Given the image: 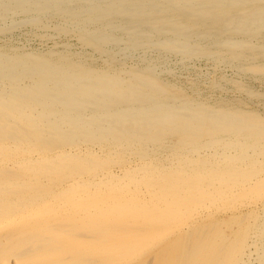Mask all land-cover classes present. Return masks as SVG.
<instances>
[{
	"label": "bare ground",
	"instance_id": "bare-ground-1",
	"mask_svg": "<svg viewBox=\"0 0 264 264\" xmlns=\"http://www.w3.org/2000/svg\"><path fill=\"white\" fill-rule=\"evenodd\" d=\"M252 258L264 0H0V264Z\"/></svg>",
	"mask_w": 264,
	"mask_h": 264
},
{
	"label": "rangeland",
	"instance_id": "rangeland-1",
	"mask_svg": "<svg viewBox=\"0 0 264 264\" xmlns=\"http://www.w3.org/2000/svg\"><path fill=\"white\" fill-rule=\"evenodd\" d=\"M27 33L26 32H23V31H21V34H20V32H18L17 33V35H16V38L17 39H15V40H17V41H15V43H17V44H19V45H24L25 44V46L26 47H29V48H32V49H46V48H48V47H51L53 44V42L51 43V42H49V43H42L41 41H40V39H38V38H34V37H30L29 35H26ZM25 38V39H24ZM25 40V41H24ZM21 41V42H20ZM29 42V41H32V42H29V43H27V42ZM73 42L71 43L73 46H74V48H77V45H76V43H75V41L74 40H72ZM23 42V43H22ZM40 42V43H39ZM29 45V46H28ZM33 45V46H32ZM38 45V46H37ZM31 46V47H30ZM255 258H252V260H254ZM251 260V262H250V264H256V261L254 260V261H252Z\"/></svg>",
	"mask_w": 264,
	"mask_h": 264
}]
</instances>
